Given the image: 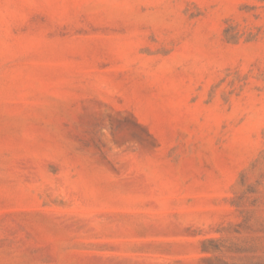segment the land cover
Listing matches in <instances>:
<instances>
[{
    "label": "rangeland",
    "instance_id": "rangeland-1",
    "mask_svg": "<svg viewBox=\"0 0 264 264\" xmlns=\"http://www.w3.org/2000/svg\"><path fill=\"white\" fill-rule=\"evenodd\" d=\"M0 264H264V0H0Z\"/></svg>",
    "mask_w": 264,
    "mask_h": 264
}]
</instances>
